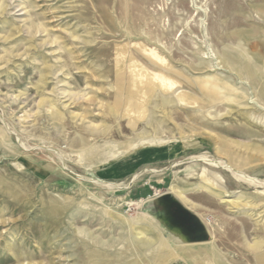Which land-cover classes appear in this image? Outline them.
I'll list each match as a JSON object with an SVG mask.
<instances>
[{
	"label": "rangeland",
	"instance_id": "rangeland-1",
	"mask_svg": "<svg viewBox=\"0 0 264 264\" xmlns=\"http://www.w3.org/2000/svg\"><path fill=\"white\" fill-rule=\"evenodd\" d=\"M0 136V264H264V0H0Z\"/></svg>",
	"mask_w": 264,
	"mask_h": 264
},
{
	"label": "bare ground",
	"instance_id": "bare-ground-1",
	"mask_svg": "<svg viewBox=\"0 0 264 264\" xmlns=\"http://www.w3.org/2000/svg\"><path fill=\"white\" fill-rule=\"evenodd\" d=\"M200 160L208 162V160L205 159V158L204 159H200ZM212 164H213V166L216 165L217 167L219 166L220 168L225 169L228 172H232L240 181H243V182L244 181L247 182V180L249 181L248 177H246L244 174H242L241 172H239L236 169H234V167H232V166L224 165V164L222 165V163L221 164L212 163ZM237 178H235V179H237ZM254 182H252V184H254ZM111 217H113V216L111 215ZM114 220L119 222V224H121V226L127 231V236H126L127 238L126 239H127V243H128L127 244L128 245V251H125L123 253L126 257L131 258V256H133V254L136 252V250H138L140 247H146L152 242V241L148 240L146 237L145 238L147 240H145V238H143V234L139 233L137 231V229H139V228L143 229L144 228L143 226H145V225L146 226H151L152 225L154 220H153V218L150 215L145 214V215H143L142 218H138V219H135V220H130L128 218H120L118 216ZM161 239H163V238H161ZM161 239H159V241H158V248L162 250L163 254L161 256L158 255L156 260L161 261L162 264H168L171 261H176V260L182 258L179 250L170 247L168 245V243L163 241L164 239L163 240H161ZM155 241H156V239L153 240V242H155ZM261 246L262 245H261L260 242H256L254 245L250 246V249L252 251H254V250H257V249L261 248ZM126 260H128V259H126ZM114 264H122L121 259H119V263L114 262ZM126 264H133V263L129 262V261H126Z\"/></svg>",
	"mask_w": 264,
	"mask_h": 264
}]
</instances>
